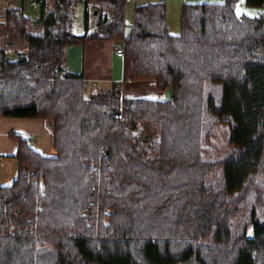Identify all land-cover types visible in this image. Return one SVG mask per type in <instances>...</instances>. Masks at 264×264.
Masks as SVG:
<instances>
[{"label":"trees","instance_id":"1","mask_svg":"<svg viewBox=\"0 0 264 264\" xmlns=\"http://www.w3.org/2000/svg\"><path fill=\"white\" fill-rule=\"evenodd\" d=\"M92 1L80 34L75 0L0 12V116L46 120L56 151L10 133L0 264H264V0H244L254 16L236 0L183 2L177 33L165 0L136 1L127 32V0ZM97 38L122 46L124 81L171 97L119 94L118 81L86 91L65 51ZM217 124L231 149L204 158Z\"/></svg>","mask_w":264,"mask_h":264},{"label":"crops","instance_id":"2","mask_svg":"<svg viewBox=\"0 0 264 264\" xmlns=\"http://www.w3.org/2000/svg\"><path fill=\"white\" fill-rule=\"evenodd\" d=\"M15 5L25 3L27 0H7ZM88 7V29H92L97 13L96 3L92 0H75ZM133 2L139 0H127ZM222 0H165L167 8L170 3H176L180 7L183 2H220ZM126 3V5H127ZM178 7V10H179ZM83 12V10H82ZM168 25V23H167ZM169 29V27H168ZM172 33V32H171ZM80 34V33H76ZM118 44L111 39H90L84 43H74L66 47L65 69L80 74L86 85V89L91 86H105L111 82L122 79V58L115 54L114 45ZM120 76V78L118 77ZM91 82H94L92 84ZM122 94L132 97H146L151 99H168L172 95L171 88L157 91L151 81H125L123 83ZM50 124L42 118L0 116V185L9 184L16 175V161L14 153L17 143L10 133H16L24 137L29 146L41 155L54 156L56 151L52 144V137L49 130ZM32 138L28 140V137Z\"/></svg>","mask_w":264,"mask_h":264},{"label":"rangeland","instance_id":"3","mask_svg":"<svg viewBox=\"0 0 264 264\" xmlns=\"http://www.w3.org/2000/svg\"><path fill=\"white\" fill-rule=\"evenodd\" d=\"M5 4H11L7 0H0V12L4 8ZM15 4V3H12ZM178 4L170 3L167 8V23L169 31L172 33H177L179 30V10ZM133 9V2L129 1L125 8V32L128 31V28L131 24V14ZM28 13L31 14V11L27 7ZM83 3L80 1L75 2L74 4V18H73V32L82 33L84 30L83 27ZM262 7L247 5L244 0H236L235 3V12L237 14L245 13L250 16L257 15ZM33 15V13L31 14ZM66 54V52H65ZM121 60V57L117 59ZM120 78V76H118ZM98 86H94L96 88ZM92 88V86L90 87ZM89 88L86 89L88 91ZM231 129L227 124H217L214 130V133L210 135L209 140L203 145L201 149V155L204 158H218L223 156L226 152L231 149V144L229 142Z\"/></svg>","mask_w":264,"mask_h":264},{"label":"built area","instance_id":"4","mask_svg":"<svg viewBox=\"0 0 264 264\" xmlns=\"http://www.w3.org/2000/svg\"><path fill=\"white\" fill-rule=\"evenodd\" d=\"M38 6H39V2H38V0H27V7L29 8V10L31 11V14L33 13V14H37V11H38ZM26 7V8H27ZM27 13H28V10L26 9L25 10ZM109 16H112V14H109ZM114 50H115V54L116 55H118V56H122L123 55V48H122V46L120 45V44H115L114 45ZM57 74H59V73H57ZM129 79H127L126 81H128ZM125 81L123 80V79H121V80H119L118 81V93L119 94H122V91H123V83H124ZM92 84H94V82H91ZM119 118L121 119V115L119 116ZM122 123V122H121ZM126 127H130V125H128V124H126ZM132 132H133V134H137L136 132H137V130H132ZM32 137L31 136H29L28 137V140H30ZM138 140H140L139 139V136L138 137H136ZM139 143H144V142H142L141 140L139 141Z\"/></svg>","mask_w":264,"mask_h":264}]
</instances>
